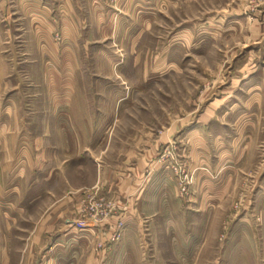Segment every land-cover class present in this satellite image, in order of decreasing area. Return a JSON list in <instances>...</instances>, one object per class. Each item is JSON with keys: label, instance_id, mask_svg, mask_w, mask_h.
<instances>
[{"label": "rangeland", "instance_id": "rangeland-1", "mask_svg": "<svg viewBox=\"0 0 264 264\" xmlns=\"http://www.w3.org/2000/svg\"><path fill=\"white\" fill-rule=\"evenodd\" d=\"M38 1L35 9L44 4L50 15V48L43 55L34 26V34H21L24 1L0 0V48L6 60L0 76L33 80L28 103L34 112L45 106L34 78L59 74L60 68L48 62L56 58L57 46L69 45L59 27L65 0ZM76 1L81 45L72 75L89 77L90 92L93 77L115 79L108 102L113 112L99 115L110 125L89 131L90 159L66 173L71 196L82 189L75 194L81 223L70 226L83 233L81 244L70 250L72 256L59 259L43 258L45 243L35 244L33 256L24 257L30 253L28 221L45 211L38 205L11 227L0 221V244L7 253L0 264H264V0H95L97 11L92 0ZM12 40L28 43V64L19 61L20 50L13 57ZM100 85L90 94L92 109L104 104ZM211 103L221 107L215 120L223 124L209 129V152L220 156L215 162H193L180 134ZM175 126L179 134L172 131L165 144V133ZM157 167L169 171L177 199L186 205L180 206L179 225H163L168 214L163 213L157 226H149L139 214V185ZM127 168L129 195L123 196ZM139 172L143 177L135 185ZM61 186L50 191L49 206L63 199ZM216 188L223 193L220 203L196 211L192 199L197 202Z\"/></svg>", "mask_w": 264, "mask_h": 264}, {"label": "crops", "instance_id": "crops-1", "mask_svg": "<svg viewBox=\"0 0 264 264\" xmlns=\"http://www.w3.org/2000/svg\"><path fill=\"white\" fill-rule=\"evenodd\" d=\"M22 1L25 3L23 10L24 16H26L24 19L26 31L24 33L21 31V34L28 35L32 32L34 34L32 28L34 26L40 40L37 47L43 55L45 49L48 51L50 48V25H47L50 15L44 10V4H41V10L35 9V6H39L38 0ZM94 1L92 0L93 10L97 11L99 7L93 4ZM64 3L65 11L61 15L59 27L65 43L69 40V45L65 44L61 48L57 46L56 58L48 62L60 68L61 72L59 74L56 72L55 75L49 77L34 78L38 91L40 88L44 94L45 106L40 111H32L28 98L29 96L33 97L32 87L35 85H29L28 82L33 81L30 77L0 76V221L11 227L17 224V218L23 215L27 216L38 205H42L41 207L45 210L38 215L35 221H28L31 230L26 243L28 242L30 253L24 255L26 258L33 256L31 252H33L35 244L45 243L46 249L44 250L46 251L43 250L42 253H47L42 254V257L55 259L72 256L68 254L70 250L76 251V247L78 248L81 244L83 233L70 226L81 223L78 221L79 219L76 220L79 217H75L78 208L75 194L77 195L82 189H76L73 193L74 196H71L70 193L73 189L66 188V173L67 170L75 169L90 159L88 150L94 143H91L89 131L95 130L97 127L107 128L110 123L104 122L102 119L99 120V115L104 113L108 115L113 112V106H108V102L114 97L112 84L115 81L114 77H93L95 89L90 92L92 80L89 77H73L72 75L76 71V64L79 61L76 51L81 42L77 40L76 35L78 19L81 18L78 14L76 0H65ZM14 23L17 24V21ZM14 25L10 24L11 30ZM11 43L14 47L10 46V48L15 50L13 57H16L17 51L20 50L23 53L19 57V61L22 62L21 64H28V43L21 42L20 45H16L14 40ZM45 54L48 56L46 52ZM4 55L5 53L0 48V67L6 61ZM98 82H100L101 88L104 87L105 93L101 95L104 104L100 109L96 107L92 109L90 94H97ZM219 111L221 113V107H215L213 103L204 106L195 124L186 126V131L180 134L181 139L185 140L186 145L188 144L189 155L193 162L213 160L215 162V158L220 156L218 152L214 153V157L211 156L208 146L211 137L209 129L214 128L218 123L223 124L215 120V114ZM35 115L40 117L38 123ZM215 122L217 123L215 124ZM174 130L176 131V126L165 133L163 141L165 144L170 142L171 136L175 135L171 134ZM178 132L179 130L175 133ZM241 137L242 134H239L237 139L241 140ZM216 138L218 143L221 142L219 140L222 137L216 136ZM236 141L238 142V140ZM207 168L209 167L207 166ZM129 174L128 168L122 172L123 185L126 184L123 196L124 193L126 196L129 195ZM142 177L143 175L139 172L137 183L135 184L134 181L133 184L139 185ZM126 178L127 180L124 181ZM60 182L63 185L61 188H64L62 193L64 197L68 194V198L63 200V197L60 201H53V204L49 206L47 199L52 197L50 191L54 190ZM220 189L216 188L211 193L207 191L208 196L202 195L197 202L192 199L195 210L208 212L215 208L223 197ZM97 190L95 188L90 196L97 195ZM138 194L141 200L139 214L145 216L149 226H157V217H161L163 213H168L165 221L162 222L163 225H179L177 220L178 214L181 213L180 206L186 205L177 199L176 185L169 171L157 167V171L152 173L150 179H144V186L143 181L141 186L139 185ZM61 198L62 196L59 199ZM53 235L57 237L53 239ZM53 242H61L62 249L51 248ZM62 250L65 252H61ZM6 257V250L0 244V258Z\"/></svg>", "mask_w": 264, "mask_h": 264}]
</instances>
